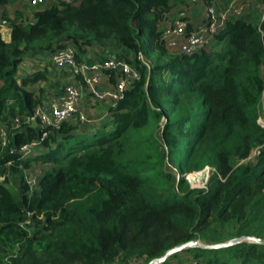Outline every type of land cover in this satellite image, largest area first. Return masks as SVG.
Segmentation results:
<instances>
[{"label":"trees","instance_id":"16d2710c","mask_svg":"<svg viewBox=\"0 0 264 264\" xmlns=\"http://www.w3.org/2000/svg\"><path fill=\"white\" fill-rule=\"evenodd\" d=\"M185 2L58 0L32 21L3 13L10 39L0 26V123L30 115L42 101L44 88L28 86L46 73L19 76L18 66L62 39L75 45L77 63L86 47L112 41L132 53L139 78L110 106V126L85 132L79 121H65L46 129L35 156L11 149L43 130L8 129L0 144V264H127L133 257L147 264L193 238L221 242L228 222L236 236L264 238V21L227 20L201 50L171 53L157 26ZM258 146L256 162L244 163ZM34 161L52 166L30 187L25 170ZM207 166L215 169L207 188L176 178ZM182 252L185 264H264V245L252 242L186 248L161 264Z\"/></svg>","mask_w":264,"mask_h":264},{"label":"built area","instance_id":"2783aa9c","mask_svg":"<svg viewBox=\"0 0 264 264\" xmlns=\"http://www.w3.org/2000/svg\"><path fill=\"white\" fill-rule=\"evenodd\" d=\"M46 1L28 0V3L32 7H38L44 5ZM64 1L69 2L71 0ZM197 1L200 0H188L190 3ZM204 1V19L196 26L190 25L186 19L185 12H180L172 20H167V12L164 14L157 27L159 39L169 52L187 55L193 54L211 44L215 34L224 26L227 20L242 18L241 14L244 4L241 0H230L222 10H217L212 1ZM57 2L58 0H55V3ZM24 20L31 21L30 19ZM262 21H264V5L260 11L258 22ZM76 54L77 49L75 45L68 39H62L55 43L51 49L43 51L41 56L29 59L30 63H39L38 65L42 69L29 70L23 61L20 62L18 72L22 71L26 74L27 72L46 71L47 66H49L50 70L54 69L59 73H66L70 79L58 90H53L51 95L44 96L42 101L34 107L30 115L12 117L8 124L1 122L0 144L2 146L7 142L9 128H17L22 124L36 126L43 130L38 139H33L28 143L11 149V151L20 154L21 158L29 157L39 146L40 140L46 137L48 133L46 129L58 128L65 121L92 122L90 117L80 112L83 89L91 101L108 102L114 105L123 96L132 82L139 78V70L132 62L133 56H110L104 58L102 61L93 62L88 61L84 57L80 63H77ZM137 59L150 69L151 61L142 52L137 54ZM103 74L114 78L112 87L108 89H101L99 87ZM77 75L80 76V79H78ZM164 121L165 118L162 119L161 124ZM255 150L259 154L260 146L253 149V151ZM191 173L178 174V178L182 176L184 179H187L188 174ZM25 177L30 187L36 185L37 178H27V170H25ZM205 180H207V176H205Z\"/></svg>","mask_w":264,"mask_h":264},{"label":"crops","instance_id":"0c3cea01","mask_svg":"<svg viewBox=\"0 0 264 264\" xmlns=\"http://www.w3.org/2000/svg\"><path fill=\"white\" fill-rule=\"evenodd\" d=\"M206 1H212L215 4L217 10H222L230 2V0ZM241 2L244 4L241 17L251 22L258 21L260 11L264 5V0H241ZM53 4H55V0H47L42 6L32 7L29 5L28 0H8L6 3L2 5L0 4V16L4 18L3 13L5 12L8 16H13L14 13L19 12L21 14V19H30L32 21L33 14L36 10L40 8L50 7ZM180 12H185L186 19L188 20L191 26H196L200 24L204 19L205 1L200 0L195 3H190L188 2V0H186L184 4L172 5L169 11H167V20H172ZM1 31L4 37L3 39L5 41H8L10 39V32L8 26L1 25ZM130 53L131 52L129 50L117 46L112 41H107L102 44H96L93 46L86 47L82 58L84 59L85 57L88 61L93 62L102 61L104 58L110 56L123 55L125 57H129L131 55ZM41 55L42 52L33 55L27 54L23 57L22 61L24 62L25 58H28L29 56H33L34 58L39 57ZM31 57L29 58L31 59ZM48 71H50L49 66H47L46 71L44 70V72L46 73V78H49L47 74ZM69 79L70 78L66 75V73L60 72L58 74V77H55L53 80L49 81V88L47 86L43 87L42 85L45 90L44 96L46 97L48 95H51L53 90H58ZM43 82H46V79L43 80ZM112 83L113 82L110 81V77H107V75L103 74L99 87L101 89H108L112 87ZM110 106L111 104H109L108 102L91 101L89 99V96L86 95L83 89V95L80 101V112L90 117L92 119V122H79L80 130H85V132H94L96 129L100 128L105 123L109 125V121L111 120V114L109 111Z\"/></svg>","mask_w":264,"mask_h":264},{"label":"rangeland","instance_id":"374dc122","mask_svg":"<svg viewBox=\"0 0 264 264\" xmlns=\"http://www.w3.org/2000/svg\"><path fill=\"white\" fill-rule=\"evenodd\" d=\"M2 37H3V34H2ZM130 54H131L130 56H133L132 53H130ZM153 55H154V53H150L151 57ZM29 57H31V56H29ZM29 57L25 58V61H24L27 68H29V70H31V69H33V70L42 69V67H40L38 65L39 63L38 64L34 63V62H32V60H31L32 63H30ZM22 74H25V73L22 71L18 72L19 76ZM47 74H48L49 78H46V82L41 81L39 83H35L33 85L28 86V88L31 90L37 91L39 88L42 87V85H43V87L44 86L48 87L49 81L53 80L55 77H58L59 73H58V71L51 69L50 71L47 72ZM262 75L264 77V68L262 70ZM44 94H45V91H44ZM258 123L261 125H264V114L263 113L258 118ZM78 130L82 131V130H80V128H78ZM43 149H44L43 147H40V146L37 147L34 150V152L31 154V156H35V155L41 153L43 151ZM257 156H258V154H257L256 150L255 151L252 150L250 152L249 156L243 162L254 164L257 160ZM51 166L52 165L50 163H47V162L34 161L31 163V167L27 170V178L35 177L38 179L39 176L41 175V173L44 170L51 168ZM214 172H215V169L213 167H205L204 169H202L200 171H196V172H192L191 174H188V178L185 180L189 184V186L192 188H207L209 178ZM178 174L179 173L176 172V178H178ZM205 176H207V180H205ZM12 181L14 184L18 185L19 184L18 176H15L14 179H12ZM235 226H236L235 223L228 222V223H225L222 228H220L222 239H223L222 241H227L233 237H236ZM199 241L202 243H206L203 240H199ZM206 244H208V243H206ZM188 255H189L188 252H182L177 257L170 259L167 264H185L186 262H185L184 257H186ZM127 264H145V261H144L143 257L142 258L141 257H133V258L129 259Z\"/></svg>","mask_w":264,"mask_h":264},{"label":"water","instance_id":"95a60500","mask_svg":"<svg viewBox=\"0 0 264 264\" xmlns=\"http://www.w3.org/2000/svg\"><path fill=\"white\" fill-rule=\"evenodd\" d=\"M0 24H2L4 26H8L9 22H8V20H6L0 16ZM241 242H252V243H256L258 245H264V238L258 237L255 235H240V236L233 237L227 241L209 243V244L202 243L199 240H197L196 238H193L191 240L179 243L177 245H174V246L168 248L160 256L154 257L151 260H149V262L147 264H161L172 254L180 252L186 248L201 247V248H206V249H214V248L229 247V246L241 243Z\"/></svg>","mask_w":264,"mask_h":264}]
</instances>
